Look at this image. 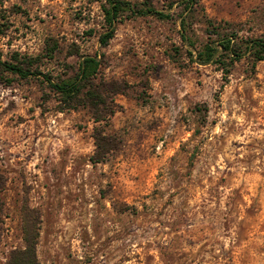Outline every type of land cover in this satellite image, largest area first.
Masks as SVG:
<instances>
[{"label":"rangeland","instance_id":"1","mask_svg":"<svg viewBox=\"0 0 264 264\" xmlns=\"http://www.w3.org/2000/svg\"><path fill=\"white\" fill-rule=\"evenodd\" d=\"M184 1L152 0L174 2L173 19H123L103 45L106 0H0L2 60L38 57L58 82L102 60V102L73 107L43 75L0 65V264L25 226L41 264H264V60L195 61L207 24L197 15L195 47L183 41ZM200 2L264 40V0Z\"/></svg>","mask_w":264,"mask_h":264},{"label":"trees","instance_id":"2","mask_svg":"<svg viewBox=\"0 0 264 264\" xmlns=\"http://www.w3.org/2000/svg\"><path fill=\"white\" fill-rule=\"evenodd\" d=\"M184 3L179 15L183 41L191 47H195L191 33L195 31L193 18L197 15L201 14L207 24L208 39L201 49H197L195 61L200 64H217L223 72L229 73L235 62L243 58L247 53H250L254 61L264 60L263 39L251 38L245 40L236 30L229 27L230 24L228 22H216L206 18L200 0H185ZM173 4L174 2L170 4L168 10H158L152 0H143L141 2L106 0L103 5V14L107 29L101 35V43L103 45L109 43L115 35L116 24L123 19L145 15H155L161 19H173L174 14L170 10ZM57 47V42L51 46L50 56L53 55ZM38 59V57L30 55L16 54L11 60H2L0 58V65L3 70L15 73L22 78L43 75L45 80L61 94L63 101L68 105L67 107L79 104L81 101L80 95L87 97L88 101L97 103L96 105L102 102H98L101 94H99L98 84L95 82L102 65V60L97 55H84L79 62L77 73L59 82L53 80L41 70ZM6 182V175L0 171V192L4 190ZM4 209L5 202L0 197V238L1 227L4 222ZM33 227L35 228V225ZM37 238L38 233L32 230V227L25 226L24 239L26 245L24 248L14 250L7 264H41L37 257Z\"/></svg>","mask_w":264,"mask_h":264}]
</instances>
